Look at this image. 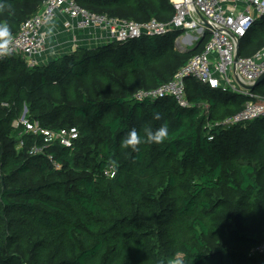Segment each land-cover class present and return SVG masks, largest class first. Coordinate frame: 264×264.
Masks as SVG:
<instances>
[{"label": "trees", "instance_id": "trees-1", "mask_svg": "<svg viewBox=\"0 0 264 264\" xmlns=\"http://www.w3.org/2000/svg\"><path fill=\"white\" fill-rule=\"evenodd\" d=\"M78 2L136 22L169 23L175 13L171 0ZM0 3L10 38L43 7ZM183 32L77 47L33 67L21 55L0 57V264H264L253 253L264 241V116L223 125L249 97L191 77L189 107L136 97L202 51L208 37L175 47ZM263 47L260 17L240 54ZM252 92L264 98V82ZM24 109L42 127H77L79 138L32 154L44 137L14 124ZM161 126L166 139L147 143ZM133 129L135 150L122 144Z\"/></svg>", "mask_w": 264, "mask_h": 264}, {"label": "built area", "instance_id": "built-area-1", "mask_svg": "<svg viewBox=\"0 0 264 264\" xmlns=\"http://www.w3.org/2000/svg\"><path fill=\"white\" fill-rule=\"evenodd\" d=\"M171 2L175 13L169 23H164L155 18L136 22L109 17L90 11L78 0H43L42 9L22 24L19 33L9 39L8 47L11 54L21 55L25 62L33 67L42 64L41 52L57 23H60L64 33H73L78 36L77 42L90 46L122 42L142 36L166 35L174 30L186 33L191 31L195 34L196 41L208 37L202 51L193 55L172 80L156 88L140 90L136 97L144 100L170 96L180 106L189 107L191 103L187 95L186 80L191 77L211 88L230 89L249 97L245 108L227 118L223 125H234L264 116V98L242 86V83L253 85L264 74V47L252 55L240 54L241 39L248 34L258 18L264 17V0ZM182 35L181 33L175 38V46H179ZM253 99H257V102ZM18 124L25 125L27 132L44 137L41 145L34 144L31 147L32 154L43 153L54 141L66 147H73L79 138L75 126L53 130L24 117ZM212 138L210 136V139ZM22 144L23 142L20 143ZM54 165L60 168L55 161ZM106 174L114 175L111 170H107ZM256 252L264 253V241L255 247L253 253Z\"/></svg>", "mask_w": 264, "mask_h": 264}, {"label": "clouds", "instance_id": "clouds-1", "mask_svg": "<svg viewBox=\"0 0 264 264\" xmlns=\"http://www.w3.org/2000/svg\"><path fill=\"white\" fill-rule=\"evenodd\" d=\"M0 3V7H2ZM11 33L9 28L5 24H0V57L11 55V51L8 47V42L10 39ZM153 118L155 120L161 119V114L155 112ZM168 136V128L166 126H161L156 131H149L147 133L146 142L147 143H162ZM141 143L135 129L131 130L127 136L123 139L122 144L125 147L131 146L135 150L136 146Z\"/></svg>", "mask_w": 264, "mask_h": 264}, {"label": "crops", "instance_id": "crops-1", "mask_svg": "<svg viewBox=\"0 0 264 264\" xmlns=\"http://www.w3.org/2000/svg\"><path fill=\"white\" fill-rule=\"evenodd\" d=\"M57 25H59V29H62L60 23H57ZM57 28V27H56ZM185 32H183L182 34H184ZM56 40L57 42L55 43V47L53 48L51 46V43L49 45H47V47L44 49L43 55L41 54L40 56V60L43 64V62L47 63L50 60L56 58L57 56H59L60 54L63 53H71L73 51V48L76 44L77 47H82V46H86L87 44H81V42H77L76 40L78 39V36L75 35L73 33L70 32H66L64 33V31H58V28L56 29V34H55ZM195 34H189L188 33V37H187V41H189V43L192 45L194 42L193 40L195 39ZM103 43V42H102ZM189 44V45H190ZM195 44V43H194ZM88 47V46H86ZM188 49V48H187ZM186 50V49H183ZM248 56V55H246Z\"/></svg>", "mask_w": 264, "mask_h": 264}, {"label": "rangeland", "instance_id": "rangeland-1", "mask_svg": "<svg viewBox=\"0 0 264 264\" xmlns=\"http://www.w3.org/2000/svg\"><path fill=\"white\" fill-rule=\"evenodd\" d=\"M56 27L58 28V31H61L62 29H59V25H56ZM55 27V28H56ZM55 28H53L52 29V31L50 32V34H49V36H48V40L46 41V44H45V46H44V49L47 47V45H49L50 43H51V46L54 48L55 47V43L57 42V40H56V37H55V34H56V29ZM63 31V30H62ZM188 33L190 34H194L193 32H191V31H189V32H185L183 35H182V38L179 40V46H175V47H178V48H181V49H187V48H192L195 44L194 43H196L197 41H196V38L193 40V44L191 45L190 43H189V41H187V37H188ZM175 40V39H174ZM198 40V39H197ZM174 42V41H173ZM175 43V42H174ZM190 44V45H189ZM86 46H90V45H86ZM75 48H77V46H76V44H75V46H74V48H73V50L75 49ZM44 51V50H43ZM41 54L43 55V52H41ZM41 59V58H40ZM40 63H42L41 62V60H40ZM43 63H45V62H43ZM190 101V100H189ZM246 102V101H245ZM203 109V112L204 113H208V110H209V105L208 104H203V105H200ZM25 111H26V109H24V111H23V113H22V115H21V117L19 118V120L21 119V118H23L24 117V114H25V117L24 118H26V119H28L27 118V113H25ZM208 115V114H207ZM19 120L18 121H15L14 122V124L15 125H17L18 123H19ZM36 123H39L38 121H35ZM40 124V123H39Z\"/></svg>", "mask_w": 264, "mask_h": 264}, {"label": "water", "instance_id": "water-1", "mask_svg": "<svg viewBox=\"0 0 264 264\" xmlns=\"http://www.w3.org/2000/svg\"><path fill=\"white\" fill-rule=\"evenodd\" d=\"M201 40L199 41V43L201 42ZM198 44L196 46H198ZM263 82H264V74L262 76H260L253 85H245V84L242 83V86L244 88L253 90V89H255L258 85H260ZM25 113H27V109H26ZM24 117H25V114H24Z\"/></svg>", "mask_w": 264, "mask_h": 264}]
</instances>
